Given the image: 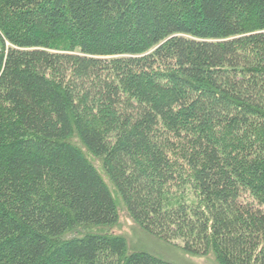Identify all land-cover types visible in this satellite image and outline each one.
I'll return each mask as SVG.
<instances>
[{"label": "trees", "instance_id": "trees-1", "mask_svg": "<svg viewBox=\"0 0 264 264\" xmlns=\"http://www.w3.org/2000/svg\"><path fill=\"white\" fill-rule=\"evenodd\" d=\"M0 264H171L102 232L264 264V0H0Z\"/></svg>", "mask_w": 264, "mask_h": 264}, {"label": "rangeland", "instance_id": "rangeland-1", "mask_svg": "<svg viewBox=\"0 0 264 264\" xmlns=\"http://www.w3.org/2000/svg\"><path fill=\"white\" fill-rule=\"evenodd\" d=\"M90 161L102 176L103 181L111 192L116 203L118 214L117 223L113 227L103 229L102 232L123 238L129 252L149 253L171 264H215L212 256H190L180 249V244L178 243L175 245H167L144 234L128 216L124 206L114 193L113 188L102 174L98 161L92 158H90Z\"/></svg>", "mask_w": 264, "mask_h": 264}, {"label": "built area", "instance_id": "built-area-1", "mask_svg": "<svg viewBox=\"0 0 264 264\" xmlns=\"http://www.w3.org/2000/svg\"><path fill=\"white\" fill-rule=\"evenodd\" d=\"M9 42L3 37L2 33L0 32V56L5 49L9 48Z\"/></svg>", "mask_w": 264, "mask_h": 264}]
</instances>
